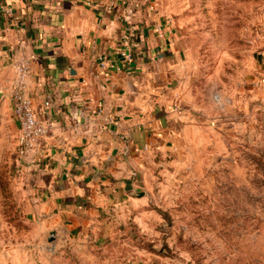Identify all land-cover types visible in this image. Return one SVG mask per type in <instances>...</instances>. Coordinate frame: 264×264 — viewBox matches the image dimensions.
<instances>
[{
  "label": "rangeland",
  "instance_id": "obj_1",
  "mask_svg": "<svg viewBox=\"0 0 264 264\" xmlns=\"http://www.w3.org/2000/svg\"><path fill=\"white\" fill-rule=\"evenodd\" d=\"M178 1L187 144L49 242L26 236L27 173L0 114V264H264L262 0Z\"/></svg>",
  "mask_w": 264,
  "mask_h": 264
},
{
  "label": "crops",
  "instance_id": "obj_2",
  "mask_svg": "<svg viewBox=\"0 0 264 264\" xmlns=\"http://www.w3.org/2000/svg\"><path fill=\"white\" fill-rule=\"evenodd\" d=\"M181 9L178 0H0V114L18 138L12 91L25 60L26 95L48 128L21 158L26 236L122 202L145 170L187 144ZM260 24L264 77V15Z\"/></svg>",
  "mask_w": 264,
  "mask_h": 264
},
{
  "label": "built area",
  "instance_id": "obj_3",
  "mask_svg": "<svg viewBox=\"0 0 264 264\" xmlns=\"http://www.w3.org/2000/svg\"><path fill=\"white\" fill-rule=\"evenodd\" d=\"M125 56V54H123ZM129 57V56H128ZM102 67L107 61L101 60ZM16 84L12 91L13 112L19 122L18 156L26 158L37 150L41 140L48 133V128L39 121L30 98L26 95L30 67L22 60L15 65ZM50 102H46L49 106Z\"/></svg>",
  "mask_w": 264,
  "mask_h": 264
},
{
  "label": "water",
  "instance_id": "obj_4",
  "mask_svg": "<svg viewBox=\"0 0 264 264\" xmlns=\"http://www.w3.org/2000/svg\"><path fill=\"white\" fill-rule=\"evenodd\" d=\"M54 240V234L52 233L50 238H49V242H52Z\"/></svg>",
  "mask_w": 264,
  "mask_h": 264
}]
</instances>
